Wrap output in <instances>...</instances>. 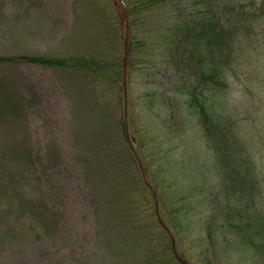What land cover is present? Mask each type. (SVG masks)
Here are the masks:
<instances>
[{"label": "rangeland", "instance_id": "obj_1", "mask_svg": "<svg viewBox=\"0 0 264 264\" xmlns=\"http://www.w3.org/2000/svg\"><path fill=\"white\" fill-rule=\"evenodd\" d=\"M105 1L0 0V55L120 56L123 28L106 13ZM232 1L220 3L238 7L251 0ZM206 9L195 7L194 0H175L139 14L146 24L136 29L141 47L136 45L130 71V120L154 156L153 173L167 166L171 191L158 181V196L146 177L143 183L155 194L161 215L156 220L170 225L173 204L191 208L182 217L186 234L172 241L188 264H264V255L231 231L213 241L208 237V222L217 216L221 221L220 211L233 201L234 182L182 93L193 71L188 66L196 60L183 55L185 48L177 52L179 41L171 38L179 17L197 28L211 21L214 14ZM237 53L224 114L253 147L264 194V33L247 32ZM81 75L36 65L0 66V264H150V252H160L168 242L167 233L150 229L152 217L146 226H131L122 196L139 191L132 177L128 190H118L99 183L84 161L108 150L125 157L127 145L117 125L119 93ZM159 142L163 149H153Z\"/></svg>", "mask_w": 264, "mask_h": 264}, {"label": "trees", "instance_id": "obj_2", "mask_svg": "<svg viewBox=\"0 0 264 264\" xmlns=\"http://www.w3.org/2000/svg\"><path fill=\"white\" fill-rule=\"evenodd\" d=\"M173 1L175 0H107L104 2L103 8L106 13L111 14L113 20H118L123 28L124 42L120 56L117 53L54 57L28 54L0 55V66L36 65L75 72L82 74L81 76L85 79L88 78L95 86L108 85L111 90L119 93L122 116L117 125L122 129L127 145L126 156L120 157L116 152L110 153L108 150L106 155L98 158L89 156L84 161L88 163L91 170L94 169L93 173L100 180L99 183L104 182L115 189L124 191L128 190L127 183L132 177L135 185H139V191L122 196V201L125 203L124 212L127 213L131 226L133 228L141 224L146 226L149 224L148 219L152 217L154 220L150 222V229L153 230V227L161 229L169 237L165 245L167 250L163 247L160 252L157 250L150 252L152 255L149 260L150 264H188L184 255L179 253L184 262L177 258L172 241L174 239L176 242L181 235L186 234L185 222L187 221L182 217L184 215L188 217L191 208L188 204L179 206L173 204L170 212L172 218L170 225L167 222L169 226L156 220V218L160 219L161 215L153 199L155 195L153 190L159 196L158 181H162V187H159L165 191L167 189L171 191L168 188L167 166L163 165V168L160 166L159 172L156 171L157 176L153 173L154 156L148 153L149 150L145 141L141 139L142 135L139 130L132 127L136 122L131 121L134 117L132 100L130 101L129 98L130 71L134 65L136 45L138 48L141 47V40L136 29L146 24L145 21L142 22L139 14L142 11L151 12L159 9L160 6L166 7ZM220 1L194 0L195 7L203 5L207 8L206 13L211 10V16L214 14L212 20L200 24L197 28L192 20L181 23L179 17L178 24L172 25L171 38L177 40V43L179 41L177 52L183 53L182 49L185 48L183 55L185 52L189 53L191 60H196L195 66H188V69L193 71L192 75L185 77V87L182 93L188 97L186 104L199 113L203 137L210 149L221 157V169L229 170L224 173L226 172L227 179L231 178L234 182L230 186L233 194H229L233 201L227 203L226 207L220 211L221 221L217 216L208 222V237L213 241L218 234L223 235L231 231L230 234L238 236L240 243L264 255V206L262 203L264 194L261 181L255 174L257 171L254 170L255 153L251 144L243 139V133L236 126V122H227L224 114L227 108V90L230 87L229 77L230 74H235L240 58L237 49L241 48V42L247 32L254 31L259 36L264 33V0H251L249 4L240 3L238 7L231 6L229 3H220ZM214 6L218 8V10L215 8V13L213 12ZM127 22L129 37L125 42ZM153 22L150 20V23ZM261 27L263 31L259 33ZM195 55H197L196 58ZM153 149L162 150L163 143H157ZM228 152L232 153L231 157ZM152 173L153 179L151 178ZM144 177L147 183L150 182L153 190L150 186H148L149 189L146 188L143 183ZM229 185L228 182L227 188ZM165 186L167 188H164ZM150 201H152V207ZM41 202V206L49 210L48 205Z\"/></svg>", "mask_w": 264, "mask_h": 264}, {"label": "water", "instance_id": "obj_3", "mask_svg": "<svg viewBox=\"0 0 264 264\" xmlns=\"http://www.w3.org/2000/svg\"><path fill=\"white\" fill-rule=\"evenodd\" d=\"M128 40V24H127V36H126V41ZM174 251H175V254H176V256H177V258H179L180 260H182L180 257H179V255L177 254V251L174 249Z\"/></svg>", "mask_w": 264, "mask_h": 264}]
</instances>
